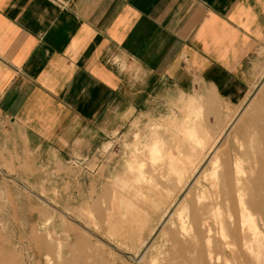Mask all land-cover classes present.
Masks as SVG:
<instances>
[{"label": "crops", "instance_id": "obj_1", "mask_svg": "<svg viewBox=\"0 0 264 264\" xmlns=\"http://www.w3.org/2000/svg\"><path fill=\"white\" fill-rule=\"evenodd\" d=\"M261 99L264 0H0V132L35 156L92 154L132 121L207 145Z\"/></svg>", "mask_w": 264, "mask_h": 264}, {"label": "rangeland", "instance_id": "obj_2", "mask_svg": "<svg viewBox=\"0 0 264 264\" xmlns=\"http://www.w3.org/2000/svg\"><path fill=\"white\" fill-rule=\"evenodd\" d=\"M226 126L166 148L132 121L67 161L0 132V264H264V99Z\"/></svg>", "mask_w": 264, "mask_h": 264}, {"label": "clouds", "instance_id": "obj_3", "mask_svg": "<svg viewBox=\"0 0 264 264\" xmlns=\"http://www.w3.org/2000/svg\"><path fill=\"white\" fill-rule=\"evenodd\" d=\"M139 69L132 67L129 69V77L130 79L137 81L139 80ZM142 94V93H141ZM157 95L163 96L166 95V90H161L160 93H157ZM179 95L186 96L187 93H184L181 91ZM155 103V96L152 97L151 99L147 100V102L144 104V109L147 110L148 108H151V106ZM138 112V109L136 107V104L134 101H131L130 103L127 104V107L121 111L118 115L113 117L114 123L118 124L121 120H124L125 118L131 119L132 117L135 116V114ZM140 115H144V112L141 111Z\"/></svg>", "mask_w": 264, "mask_h": 264}]
</instances>
